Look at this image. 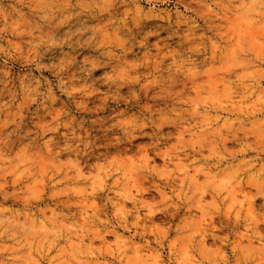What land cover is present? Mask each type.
Here are the masks:
<instances>
[{
  "label": "rangeland",
  "instance_id": "374dc122",
  "mask_svg": "<svg viewBox=\"0 0 264 264\" xmlns=\"http://www.w3.org/2000/svg\"><path fill=\"white\" fill-rule=\"evenodd\" d=\"M0 264H264V0H0Z\"/></svg>",
  "mask_w": 264,
  "mask_h": 264
}]
</instances>
